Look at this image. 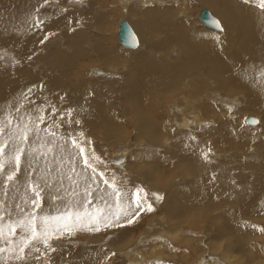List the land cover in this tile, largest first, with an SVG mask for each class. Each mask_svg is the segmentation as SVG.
I'll use <instances>...</instances> for the list:
<instances>
[{
	"label": "bare ground",
	"instance_id": "obj_1",
	"mask_svg": "<svg viewBox=\"0 0 264 264\" xmlns=\"http://www.w3.org/2000/svg\"><path fill=\"white\" fill-rule=\"evenodd\" d=\"M54 1L58 5H47L39 10L40 16L45 18L42 28L27 30L29 25L26 21L43 0H0V119L11 111L16 123L20 116L29 111L34 112L40 106L46 109L44 115L49 124L53 119L59 122L63 114V125L51 131L56 132L57 143L65 144L66 150L60 149L52 155H63L67 159L75 151L71 146V139L82 141L88 152V141L93 132L101 131V136H111L115 140H119L118 134L126 136L127 126L119 119L116 107L108 102V97L113 94L120 96L122 103L126 105L124 113L131 115L133 110H142L140 134L147 143L163 147L160 154L137 148H143L146 143L133 146L132 151L127 145L108 151V168L105 166L107 164H102L97 171L103 172V179L111 181L115 178L116 186L126 199L133 198L138 186H141L134 181L135 178L126 183L116 180L121 171L131 163L135 166L132 168L134 171L143 169V165L145 169L151 165L156 170L168 169V173L157 176L151 173L148 179H154L152 181L155 182L164 177L168 180L173 178L177 173L175 168L183 160L190 167L191 164L198 165L193 167L196 168L194 174H188L187 181L192 182L191 186H178L172 192L151 187V198L148 201L152 205V211L142 212L140 218L145 217V220H138L131 229L129 227V234L119 233L108 239L109 242L105 245L82 242V248L79 247L81 249L76 252L77 258L65 263L62 262L65 255L58 256L54 252L51 254L52 259L59 257L54 261L55 264H106L109 260L103 249L107 248L112 252L123 253L119 264H142L145 258L142 248L164 246L165 249L168 248L167 251L174 250L173 246L176 245L170 244L172 242H176L177 247L181 248L184 237L176 239L181 230L174 227L184 225L191 229L190 227L196 226L195 221L198 219L208 222L209 226H202L205 231L198 241H201L203 253L201 251L202 254L192 264H264V75H261L264 71V9L259 7L258 0H250L248 4L244 0H198L199 4L208 6L209 9L199 8V15H195L194 20L192 16V20L190 19L187 8V4L194 0H123L124 15L117 22V31L114 32L118 44L114 43L113 37H102L106 36L107 27L115 24L114 14L96 15V18L92 15V10L100 7L104 0H86V3L79 5L71 0ZM193 4L196 5L195 2ZM204 9L220 18L224 24L221 23V30L206 26L200 18ZM134 13L138 19L132 21L131 15ZM123 19L128 20L137 32L138 40H141L134 48L123 45L118 37L119 24ZM93 21L102 35L96 39L93 36L92 43L90 29ZM201 22L210 29L203 28ZM194 23L199 29L190 35L187 31ZM45 36L48 38L44 39ZM177 44L180 46V55L172 51L177 50ZM122 46L135 50L122 52ZM168 52L175 55L174 61L168 62L161 58ZM86 62L100 65L90 68L89 73L94 79L92 78V85L88 84L89 88L76 80L80 76L77 71L88 66ZM123 68L134 78L131 85L127 86L131 81L125 80L120 87V82L116 80L117 73L109 70H124ZM193 77L192 81H188ZM145 81L150 85L153 81L156 82L152 89L151 86L147 89L153 90L155 98L150 99L148 92H143L141 85ZM29 88L33 89L31 93L27 92ZM91 92L99 93L96 102H92L91 95L88 97ZM21 93H25L26 97L21 96ZM227 95L238 98L230 100ZM173 97L178 101L174 104L172 114H167L164 111L165 103ZM90 100L91 103L88 102ZM20 105L23 107L17 113L15 108ZM52 105L58 109L55 115L48 110ZM68 110H74L71 117L67 116ZM250 116L260 123H246L245 118ZM76 120L83 124H76ZM99 120L107 123L105 127L98 124ZM171 120L181 128H177L178 133L171 131ZM131 124L136 128L134 123ZM200 125L207 128L203 127L196 137L194 131ZM44 126L41 125V128ZM43 135L42 132L41 136ZM60 137L64 139L61 140ZM246 144L248 145L245 146ZM216 147L225 151L221 160L215 158L220 154ZM209 149L213 159L217 161L210 160L211 157L208 161L203 159L202 153L209 152ZM252 151L256 152L251 154ZM94 153L101 157L99 151ZM218 167L222 168L220 175L225 180L217 188L211 177L213 173H202ZM248 170L253 173L252 179L246 177ZM76 171L80 173L77 177L79 188H75L60 173L52 174L51 179L62 180L63 187L59 191L53 188L50 192H44L43 212L39 215L58 216L69 209L73 212L82 210L75 205L83 198L87 184H92L91 180L85 179L91 176V171L83 167L82 161L78 163ZM62 172L68 173L67 163L63 165ZM18 175L23 180V173ZM97 183L99 188L92 184L94 195L88 197L92 200L88 211L92 212L97 207L102 208L104 213L115 211L114 207H109L115 204V200L106 194L111 192V188L99 178ZM17 187L20 191L9 188L7 197L0 192V200L4 202L0 205V215L5 216V225L8 223L9 212L12 213L13 220L20 218L19 210L15 208L17 203L31 211V208L23 205L22 197L25 196L26 186ZM73 189L77 195H72ZM52 195L61 196L63 203L52 200ZM101 196L104 197L103 200L100 199ZM142 197L140 192L139 198ZM227 201L229 203L224 204ZM148 205L144 202L142 204L145 208ZM146 220L150 224L141 234L140 242L128 246L131 237L135 238V232H140ZM100 227L104 228L103 223ZM202 227L200 228L203 229ZM210 227L211 231L208 230ZM83 232L94 234L86 230ZM115 233L117 231L114 235ZM192 236L188 239L190 243ZM196 237L198 238L197 235ZM99 238L100 236L95 235L91 241H98ZM19 239L20 236L17 235L16 240ZM0 246H3V241H0ZM56 246L57 251L62 249V246L58 247V241ZM212 248L216 251L220 249V252H214L217 254L215 255L211 252ZM67 249L66 255L73 248ZM171 253L170 255L174 252ZM175 262L172 261V264H176ZM146 264L162 262L159 259H147Z\"/></svg>",
	"mask_w": 264,
	"mask_h": 264
},
{
	"label": "snow or ice",
	"instance_id": "obj_2",
	"mask_svg": "<svg viewBox=\"0 0 264 264\" xmlns=\"http://www.w3.org/2000/svg\"><path fill=\"white\" fill-rule=\"evenodd\" d=\"M71 2L83 4L84 0H71ZM249 2L250 0H244L245 4ZM51 3L53 0H43L26 21L29 25L27 30L42 28L45 18L40 16L39 10ZM258 4L261 9H264V0H258ZM47 38V36L44 37V39ZM15 63L18 64L19 61H15ZM261 75H264V71L261 72ZM32 91V88L27 90L28 93ZM21 96L26 97V94L21 93ZM9 107L12 106L9 105ZM21 107L23 105L16 107L15 111L19 113ZM48 110L53 115L58 111L55 105H52ZM45 111L44 106L37 107L34 112L29 111L26 115L20 116L19 122L16 123H14L11 111H8L3 119H0V178H2L0 179V192L7 197L9 188L19 192L20 188L17 185L26 186L25 196L22 197L23 205L31 208V211H28L26 207L17 203L15 208L19 210L20 218L13 220L12 213L9 212L6 225L4 224L5 216L0 215V241H3V246H0V264H55L51 254L58 250L56 242L64 237L72 236L77 231L100 232L101 223L105 229L131 226L138 222L142 212L152 211L151 205L146 208L142 206L143 201L139 198V193L143 189H137L133 198L126 199L116 186L115 178L111 181L103 179V172L98 173L96 167L100 158L94 152L87 153L80 141L71 139V146L75 151L67 159L63 155L58 157L52 155L60 149L66 150L65 144L57 143L56 132L51 131V129L63 125L64 116L61 115L59 122L53 119L49 124L44 115ZM73 111L68 110L67 116L71 117ZM245 121L252 125L260 123L256 119L245 118ZM75 123L79 124L80 121L76 120ZM41 125L45 126L41 128ZM42 132L43 136H41ZM59 139L63 140L64 138L60 137ZM209 152L202 153L205 161L209 160ZM80 161L85 169L91 171V176L86 177V180H91L92 184H96L99 188L97 183L99 178L104 185L111 188V192L106 194L115 200L114 205H109L110 208L114 207L115 211L104 213L102 208L97 207L94 211L89 212L88 208L91 206L92 200L88 197H93L94 193L91 190L92 184H87L83 198L75 205L81 208V211L73 212L69 209L58 216L39 215L40 212H43L44 192H50L53 188H57L59 191L63 187L62 180L51 179L54 172L60 173L75 188H79L77 177L80 176V173H77L76 168ZM65 163L68 164V173L62 172ZM20 173H23V180L18 175ZM29 192L31 195H27ZM72 195H77L75 189H73ZM51 199L60 200L63 203V198L59 195H52ZM100 199L103 200L104 197L101 196ZM3 203L0 200V205ZM17 235L20 236L19 240H16ZM115 255L116 253H112V256Z\"/></svg>",
	"mask_w": 264,
	"mask_h": 264
},
{
	"label": "rangeland",
	"instance_id": "obj_3",
	"mask_svg": "<svg viewBox=\"0 0 264 264\" xmlns=\"http://www.w3.org/2000/svg\"><path fill=\"white\" fill-rule=\"evenodd\" d=\"M187 2H191L190 0H186ZM193 2H195L196 3V5L195 4H193ZM193 2H191V3H189V4H187V8H188V12H189V16H190V19L192 20V17H194L193 18V20L196 18V16L197 15H199V12H200V9L202 8V7H206V8H208V6H205V5H202V4H199L200 2L197 0V2H196V0H194ZM83 3H86V0H84V2ZM123 0H104L103 1V4L102 5H99L100 7H97V8H95V9H93L92 10V15H93V17L94 18H96V15H98V16H104V15H106V14H109V13H111L112 12V14H114V18H115V24H112V25H110V26H108L107 27V30H106V32H105V34H106V36H102L103 38H106V37H113V39L115 40H113L114 41V43L116 42V44H118V41L116 40V35H115V33H116V31H117V28H116V26H117V22L120 20V18L124 15V13H123ZM198 3V4H197ZM55 5H58L54 0H53V3H51V4H49L48 6H55ZM79 5V4H78ZM189 5V6H188ZM191 5V6H190ZM77 6V5H76ZM192 7V8H191ZM200 8V9H199ZM190 9V10H189ZM209 9V8H208ZM196 15V16H195ZM132 16V21H135V19L137 20L138 19V17L137 18H135V16H136V13H134L133 15H131ZM134 16V17H133ZM138 16V15H137ZM192 16V17H191ZM215 16V15H214ZM216 17H218V16H216ZM134 18V19H133ZM220 19V18H219ZM221 21V20H220ZM95 22L93 21V25H92V30L90 29V35L92 34V36H91V38L94 36L95 38L94 39H96V38H98V37H100V35H102L98 30H97V24L95 25L94 24ZM202 23V22H201ZM221 23H222V21H221ZM202 25H203V28H206V29H210V28H207L203 23H202ZM222 25H224L223 23H222ZM110 27V28H109ZM194 27H196V28H194ZM224 28H225V26H224ZM89 29H88V31H89ZM197 29H199V27H197V25H196V23H194V25L187 31V33L188 34H190V35H193V34H195L196 33V30ZM203 32H204V34H205V31L203 30V29H201ZM213 30V29H212ZM214 31H216V30H214ZM93 32V33H92ZM115 32V33H114ZM216 32H222V31H216ZM137 33V32H136ZM222 34V33H221ZM224 34V33H223ZM138 35V34H137ZM159 36V35H158ZM205 36H208L207 34H205ZM139 37V36H138ZM94 39L92 38V43H93V41H94ZM140 40V39H139ZM141 41V40H140ZM143 41H146V40H144L143 39ZM121 44V43H120ZM141 45H142V42H140V47H141ZM139 48V47H138ZM176 48H177V50H172V51H174L175 53H177V54H179L180 55V46L177 44L176 45ZM122 52H130V51H134L135 49H126L125 47H123L122 46ZM148 50H150V49H148ZM158 56H159V53H158ZM175 56V55H174ZM174 56H172V54L171 53H166V55H164L163 57H161L162 59H165V60H167L168 62H171V61H174ZM159 59V58H158ZM86 64L88 65V66H84V68H83V70H80V71H77L78 72V74L80 75L79 77H77L76 78V80H78L79 82H81L83 85H86L87 87H85V88H89V86H88V84H93V82H92V80L94 79V76L93 75H91L90 73H89V71H90V68H91V66L92 67H94V66H100V65H95V63H89V62H86ZM105 69V68H104ZM124 70H115V69H110L109 71H112V72H115V73H117V75H118V77H116V78H118V79H116L118 82H120V87H122V84L121 83H124L125 82V80H130L131 82L129 83V84H127V86L128 85H131L132 84V82H133V78H134V76H132V75H130V74H128L127 72H126V69L125 68H123ZM115 70V71H114ZM89 75V76H88ZM90 76H92V77H90ZM91 78V79H90ZM93 78V79H92ZM104 78H107V77H104ZM114 78V77H113ZM113 78H111V79H113ZM195 77H193V78H189L188 79V81H192L193 79H194ZM110 79V78H109ZM115 79V78H114ZM163 81H166V80H163ZM156 82L155 81H153L152 83H151V85L147 82V81H145V82H143V84L141 85V87H142V89L144 90L143 92H148V98H155V95H154V92H153V90H151L152 89V86L155 84ZM151 86V89L149 88V90H147L148 89V87H150ZM86 90H88V89H86ZM114 92H118V90H113ZM79 93V91H77V94ZM99 93L98 92H91L90 94H88V97L91 95V100H92V102H96V98H97V95H98ZM87 97V98H88ZM227 98H229L230 100H233L234 98H238V96H231V95H227L226 96ZM89 99V98H88ZM108 102L110 103L109 105H114L115 107V109H117V111L119 112V113H117V115L119 116V119L122 121V123L124 124V125H126L127 126V132H126V136H124V135H120V134H118L119 135V140H115L114 138H112L111 136H107V137H103V136H101V134H102V132L101 131H99L98 133H96V132H93L92 133V135H91V137H90V141H91V143L89 144V150H88V152L87 153H92V152H95V151H99L100 153H101V157H103V158H101L100 157V162L96 165V167H97V169H98V167L100 166V165H102V164H107V165H105L107 168H108V161H109V155H108V151H110V150H116L119 146H124V145H127L128 147H130L131 148V151H132V148H133V146H138V145H140V144H145L146 146H143V148L141 147V146H138L137 148L138 149H141L142 151H146L147 149V151H153V152H151L152 154H160L159 152H161L162 150H163V147L162 148H160L159 146H153L151 143H147L146 142V139L145 138H143L142 137V135L140 134V127H141V124H142V122H141V117H142V115H143V112H142V110H140L139 112H137V110H133V112L131 113V115H129V114H127V113H124V110H125V108H126V105H124L122 102V99L120 98V96H118L117 97V95H113V94H110V96L108 97ZM177 98L176 97H173L172 99H169V100H167V102L165 103V106H164V111L167 113V114H172L171 112L173 111V109H174V104H175V102H177L178 100H176ZM91 100L90 101H88L89 103H91ZM188 100V99H187ZM114 103H117V104H114ZM119 103H120V105H119ZM117 105V106H116ZM171 110V111H170ZM170 111V112H169ZM169 112V113H168ZM124 116H123V115ZM123 117V118H122ZM205 121H207V120H205ZM204 121V122H205ZM130 123V124H129ZM131 123H134L135 125H136V128H134V126H131L132 124ZM170 124V129H171V131L172 132H176V133H178L179 132V130L181 129L175 122H174V120H171V122H169ZM83 123H80V125H82ZM98 124L100 125V126H102V127H105V125L107 124V123H105L104 121H102V120H99V122H98ZM176 125V126H175ZM217 125V124H216ZM172 126V127H171ZM200 126H201V128H200ZM196 130H197V132H196V130L194 131V135L197 137L200 133H201V131L204 129V128H207L206 126H203V125H200ZM204 127V128H203ZM175 128L178 130H175ZM200 128V129H199ZM200 130V131H199ZM101 133V134H100ZM132 133V134H131ZM100 134V135H99ZM197 134V135H196ZM95 137H96V139H95ZM82 142V141H81ZM151 144V145H150ZM248 144H246L245 146H247ZM151 146V147H150ZM148 147H150V149L148 148ZM156 147V148H155ZM247 148V147H246ZM158 150V151H157ZM215 150V149H214ZM216 151L219 153L220 152V154H219V157H215V158H217L218 160H221V159H223L224 158V150L223 149H219L218 147H216ZM103 152V153H102ZM105 152H106V154H105ZM157 152V153H156ZM205 152H208V151H205ZM256 151H252L251 152V154H253V153H255ZM131 153V152H130ZM221 154L223 155V156H221ZM227 154H228V152H227ZM226 154V155H227ZM130 155V154H129ZM112 157V156H111ZM110 157V158H111ZM209 157H211L210 158V160H212V161H217V159L216 160H214L213 158V155H212V153H210L209 152ZM220 157H222V158H220ZM128 158H129V156H128ZM189 163L188 162H186V160H183V161H181V162H179L178 163V167L177 168H175V170L177 171V173L175 172V176L173 177V178H171V179H167V178H162L159 182L158 181H152V180H154V179H152V180H149L148 179V177H149V175L152 173V174H154V175H159V174H161V173H168L167 171H168V169H159V170H156V168H155V166H150V167H146L147 169H145V166L143 165V169H139L138 171H134V169H132L133 167H135L134 166V164L133 163H131L129 166H128V168L126 167L125 169H123L122 171H121V173H120V175H118V178L116 179V180H118V181H121V182H123V183H126V181H128L129 179L131 180L132 178H135V180L134 181H136L137 182V184L138 185H141V186H138L139 187V189H143V192H141V197H142V200H143V202L145 203V204H149V205H151V203L148 201V200H150L149 199V197L151 198V196H150V189H151V187H156V188H161V189H165V190H168L169 192H172V191H174L178 186H191V184H192V182L190 183V182H188L187 180L189 179L188 178V176L189 175H191V174H194V171H195V169L196 168H193L194 166H198L197 165V163L196 164H191V167L193 168V170H192V172H191V167H190V164L188 165ZM154 167V168H153ZM149 168V169H148ZM127 169V170H126ZM220 170H222V168L221 167H218V168H212L211 170H209V169H207V170H204L203 171V175H206V174H208L209 173V175L210 174H212L213 173V176H211L212 178L213 177H215V183H216V187L218 188V186L220 185L221 186V184H222V182L225 180V179H223V177H221V175H220V173H221V171ZM155 171V172H154ZM249 171V176L246 174V177L247 178H249V179H252L253 178V173L250 171V170H248ZM119 172H120V170H119ZM131 172H132V174H131ZM131 174V175H130ZM189 174V175H188ZM129 175V176H128ZM252 175V176H251ZM202 177V176H201ZM161 183H165V184H161ZM173 184V185H172ZM176 184V185H175ZM180 184V185H179ZM163 185V186H162ZM227 203H229V201H227V202H225L224 204H227ZM152 206V205H151ZM158 207V205H156V208ZM143 218V219H142ZM142 218H140L139 219V222H141V221H143V220H145V217H142ZM150 224V221L148 220H146L145 222H144V224L141 226V228L142 229H140V232L138 233V231H137V233L135 232V235H134V239H132V237H131V240H130V244L128 245V246H132V244L134 245V244H136V242L138 243V241L142 238L141 237V234H143V232L145 231V230H147L148 229V225ZM195 225L196 226H192V227H190L191 229H189V228H185V226L184 225H181V226H179V227H174L175 229H177V230H181V232H180V234H182L181 236H179L180 234L179 233H177L178 235L176 236L177 238L176 239H181V238H183V244H182V247L181 248H178L177 247V243L176 242H172V243H170V244H172V245H176V246H173L174 247V250L173 249H170V250H168L169 251V253H167L168 251H167V249H165V247L163 246V247H146V248H142L143 249V252H144V254H145V258H144V260L142 261V264H146V260L147 259H159V260H161V262H162V264H172V261H176L175 263L176 264H181L182 262L181 261H183L184 263H182V264H192L193 262H194V260L196 259V257H199L200 256V254H202L203 253V251H202V246L200 245V243H201V241H198L199 239H200V237L199 236H201V235H203V231H205L204 230V228L202 227V226H209V223L208 222H204V221H202V219H198V220H196L195 221ZM199 228H198V227ZM129 227H130V229H131V227H132V225L131 226H125V227H122V228H108V229H105V228H101V231L100 232H95L94 234L93 233H91V234H87V232H83V231H77V232H75L72 236H66V237H64L63 239H61V241H58V247H60V246H62V249H60V251H56L55 253H58V254H56V255H58V256H60V255H65V257H63V259H62V262L63 263H65L66 261H68V260H70V261H72V260H75L76 258H77V250L78 249H81L82 248V242L83 243H92V242H96L98 245H105V244H107L109 241H108V239L110 240V239H112L113 237H116V235L117 234H121V233H127V234H129L130 233V230H129ZM200 227H202L203 229H201ZM198 228V229H197ZM113 230V231H112ZM198 230V231H197ZM209 231H211V227L208 229ZM108 233H107V232ZM109 231L111 232V233H109ZM115 231H117V233H115V235H114V232ZM207 232V231H206ZM190 233V234H189ZM198 233H199V235H198ZM194 236H192V235ZM95 235L97 236H100V238L98 239V241H91L92 239L91 238H93V237H95ZM188 235H189V237H188ZM196 235L198 236V238L196 237ZM192 236V238H193V240H192V238H191V243H190V241H188V239L190 238ZM109 237V238H108ZM201 238H203V236L201 237ZM137 239V240H136ZM190 240V239H189ZM73 241V242H72ZM88 241V242H87ZM90 241V242H89ZM187 241V243L185 244V242ZM66 242V243H65ZM101 242V243H100ZM140 242V241H139ZM195 242H196V244H195ZM199 243V244H198ZM93 244H95V243H93ZM190 245V244H193V245H190V246H188V245ZM74 245V246H73ZM87 245V244H86ZM195 245V246H194ZM67 246V247H66ZM94 246V245H93ZM193 246V247H192ZM222 246H224V244H222ZM73 248V249H70L71 251L69 252V254H65L66 253V251L67 250H69V249H67V248ZM79 247H81V248H79ZM184 247H186V248H184ZM214 247V246H213ZM65 248V249H64ZM222 248V247H221ZM189 249H190V251H189ZM192 249V250H191ZM213 249V251H211V252H215V253H219L220 252V249H218L217 251H219V252H217L216 250H215V248H212ZM105 252H106V257H107V260H109V261H107L106 262V264H119V261H121V259L123 258L122 256H123V253H121L120 251L118 252V251H116V252H112V251H110V249H103ZM107 250V251H106ZM171 250H173V254L171 253ZM222 250V249H221ZM197 251H199V252H197ZM202 251V253H200ZM71 253V254H70ZM111 253H116V255L115 256H112V254ZM170 253L172 254V255H170ZM212 253V254H213ZM214 253V254H215ZM169 254V255H168ZM217 254H215V255H217ZM53 255V254H52ZM55 255V256H56ZM73 255V256H72ZM180 256V257H179ZM57 257V256H56ZM76 257V258H75ZM179 257V258H178ZM182 257V258H181ZM190 257H191V259H190ZM58 258L59 257H57L56 259L58 260ZM74 258V259H73ZM182 260H181V259ZM56 259H52L53 261H56ZM72 259V260H71ZM178 259H180V260H178ZM193 259V260H192ZM211 259V258H210ZM65 260V261H64ZM190 260V261H189ZM188 261H189V263H188Z\"/></svg>",
	"mask_w": 264,
	"mask_h": 264
},
{
	"label": "water",
	"instance_id": "obj_4",
	"mask_svg": "<svg viewBox=\"0 0 264 264\" xmlns=\"http://www.w3.org/2000/svg\"><path fill=\"white\" fill-rule=\"evenodd\" d=\"M200 18L206 24V26L212 27V28L218 29V30L222 29V25H221L220 20L217 17H215L214 15H212L209 12V10L204 9L200 14ZM119 28H120V30L118 33V37H119L120 41L122 42V44L125 45L126 47H129V48L136 47L138 45V42H139L138 36H137L135 30L130 25V23L128 22L127 19H123L120 22ZM248 119L250 120V119H256V118L253 116H250V117H248Z\"/></svg>",
	"mask_w": 264,
	"mask_h": 264
}]
</instances>
